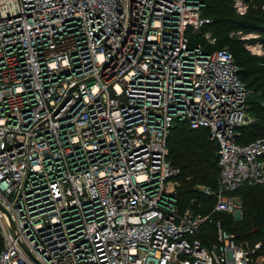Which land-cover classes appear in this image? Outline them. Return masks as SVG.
<instances>
[{"label":"built area","instance_id":"2783aa9c","mask_svg":"<svg viewBox=\"0 0 264 264\" xmlns=\"http://www.w3.org/2000/svg\"><path fill=\"white\" fill-rule=\"evenodd\" d=\"M202 7L0 0V264H256L260 243L212 216H240L233 192L264 184V138L236 141L249 90L227 49L196 40ZM176 122L218 146L216 188L197 187L214 199L204 216L177 207Z\"/></svg>","mask_w":264,"mask_h":264},{"label":"trees","instance_id":"16d2710c","mask_svg":"<svg viewBox=\"0 0 264 264\" xmlns=\"http://www.w3.org/2000/svg\"><path fill=\"white\" fill-rule=\"evenodd\" d=\"M244 1L249 4L248 12L244 16H237L232 10L231 0H201L205 4L202 14L204 17L209 18L211 22L195 36L196 40L206 50H215L216 48L204 44L202 33L206 31L217 33L223 29L226 32L241 31L244 34H256L257 37L247 41V43L251 45L261 43L264 48V0ZM219 7L229 9L226 18L220 17L221 15L211 16L214 10ZM223 45L225 44L223 43ZM250 59L252 60H246L250 62V65L243 69L234 61L239 69L238 78L249 90L246 98V105H250L248 111L255 116L253 123L247 127L241 126L237 129L239 135L236 141L241 145L257 138H264V55ZM244 62L241 61L240 63L243 64ZM250 95L252 98L248 101ZM167 147L170 163L178 169L179 166L182 167L180 174L175 178L178 182V187L175 190L179 211L190 210L192 214L207 215L214 206V199L212 196L202 193L196 187L205 185L211 189L216 188L218 172L216 164L218 146L216 142L208 140L204 129H190L186 123L176 122L168 134ZM242 189L233 192V195H240L242 212L238 231L234 234V237L238 242H243L249 247L260 243V248L256 254L264 257V184L246 188L248 189L246 192H242ZM221 224L229 232L228 226L226 227L224 222ZM203 233L204 235L201 237L203 242L206 243L212 240L214 238L212 224H206L203 227Z\"/></svg>","mask_w":264,"mask_h":264},{"label":"rangeland","instance_id":"374dc122","mask_svg":"<svg viewBox=\"0 0 264 264\" xmlns=\"http://www.w3.org/2000/svg\"><path fill=\"white\" fill-rule=\"evenodd\" d=\"M204 6H205V4L203 3L202 9H204ZM228 14H229L228 8L219 7V8H217V10L216 9L214 10L213 15H211V16H220L221 15L220 17L226 18ZM209 33H210V40L212 42H211V44H208V41H207L208 39L206 40L205 38L202 37L204 44L211 46V48H216V49L217 48H223V49L226 48V49H228L231 52V55H232L234 61H236L238 63V65L241 67V69L246 68L250 65V62H248L246 60H252L250 58L257 57L255 54L256 50H257V48H255L256 46L247 43V41H250L253 38L245 39V37H243L244 33H242L241 36H237V35L232 34L231 32H226L225 29H223L222 31H219L217 33H215V32H212V33L209 32ZM223 43L225 45H223ZM256 44L262 45L261 43H256ZM241 61H245V62L243 64H241L240 63ZM251 98H252V96L250 95L248 97V101L251 100ZM246 107H247L246 108L247 109V111H246L247 123H246V125H244V127H247L248 125H250L251 123H253L255 121V118H254L255 116L250 114L248 111V109L250 108V105L247 104ZM238 132H239V130H238ZM181 169H182V167L179 166V169H178L179 171H178L177 175L180 174ZM177 175L173 178V180H175V183H176V186H175V184H173L175 186V188L178 187V182L175 179L177 177ZM255 186H259V185H255ZM250 187H254V186H250V185L243 186L242 187L243 189L241 191L246 192L248 190L246 188H250ZM233 196L239 200L238 203L240 205V210H241L240 195L234 194ZM188 211L190 212V210H188ZM241 217H242V212H241L240 216H237L236 214H227V213L222 212L219 215H217V214L214 215L212 218H213V220L224 222L226 227L228 226L229 233L234 235L238 231L237 229L239 227V221H240ZM257 259L258 260H257L256 264H264V257L263 256L257 255Z\"/></svg>","mask_w":264,"mask_h":264},{"label":"bare ground","instance_id":"6f19581e","mask_svg":"<svg viewBox=\"0 0 264 264\" xmlns=\"http://www.w3.org/2000/svg\"><path fill=\"white\" fill-rule=\"evenodd\" d=\"M250 38H253V37H250Z\"/></svg>","mask_w":264,"mask_h":264},{"label":"water","instance_id":"95a60500","mask_svg":"<svg viewBox=\"0 0 264 264\" xmlns=\"http://www.w3.org/2000/svg\"><path fill=\"white\" fill-rule=\"evenodd\" d=\"M10 226H11V224H10Z\"/></svg>","mask_w":264,"mask_h":264}]
</instances>
